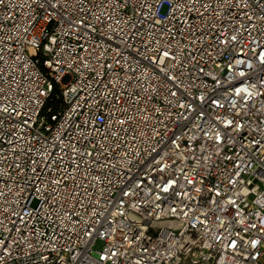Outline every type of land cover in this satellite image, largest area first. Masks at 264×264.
Wrapping results in <instances>:
<instances>
[{
	"label": "built area",
	"instance_id": "obj_1",
	"mask_svg": "<svg viewBox=\"0 0 264 264\" xmlns=\"http://www.w3.org/2000/svg\"><path fill=\"white\" fill-rule=\"evenodd\" d=\"M0 264H264V0H0Z\"/></svg>",
	"mask_w": 264,
	"mask_h": 264
}]
</instances>
